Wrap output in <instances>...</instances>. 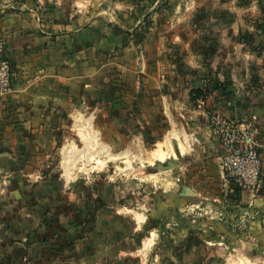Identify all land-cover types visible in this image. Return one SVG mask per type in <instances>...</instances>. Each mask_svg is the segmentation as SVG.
Listing matches in <instances>:
<instances>
[{"label": "rangeland", "instance_id": "obj_1", "mask_svg": "<svg viewBox=\"0 0 264 264\" xmlns=\"http://www.w3.org/2000/svg\"><path fill=\"white\" fill-rule=\"evenodd\" d=\"M183 3L192 8L182 36L188 47L183 49L170 42L160 44L161 49L152 43L141 47L149 55L146 68L141 54L126 58L118 48L106 50L99 56L97 67L92 66L93 73L98 71L97 76L83 69L82 75L87 79L72 86L70 93H62V127L54 131L57 143L51 144L47 157L37 160L43 173L40 177L49 188L38 192V198H42L36 203L38 214L46 228L61 223L57 230L77 225L86 231L94 220L106 223L121 218L143 224L133 245L136 247L140 238L145 241L143 247L152 244L148 264L172 263L164 253L153 249L159 247L176 249L172 255L185 248H208L199 255L203 264H264V238L253 234L257 221L258 231L264 235V211L247 206L244 216L237 213L234 194L230 198L229 188L223 186L226 178L221 174V181L213 155L202 149L209 146L211 152L219 146L217 140L206 142L202 136L209 126V115L198 113L194 104L199 94L209 99V93L215 90L229 96L235 88L249 87V80L263 79L254 70L264 74V62L257 64L255 60L264 58V3ZM140 26L122 31L135 36L136 46L147 33L139 32ZM158 49L161 55L155 57ZM186 52L197 62L190 58L191 62L186 63ZM230 68L234 71L230 72ZM217 71L225 76L219 77ZM64 87L63 83L62 90ZM206 111L210 112L208 108ZM86 122H90L92 132L99 138L103 149L99 155L101 147L98 152L91 148L77 129ZM170 133L193 135L192 152L178 151L183 156L174 158L177 147L164 146ZM67 147H72L74 154L65 160ZM159 147L167 153L162 160L154 156ZM114 156L116 159L111 161ZM98 158L105 161L104 166L97 164ZM173 161L178 167L167 170ZM204 168L205 176L200 174ZM190 184L207 199L195 211L184 205L191 199L184 204L180 201L187 199L184 187ZM177 196L180 203L176 206ZM217 198L219 201L210 206L212 199ZM203 220L217 222L221 231L200 237L205 225L199 228V223ZM114 228L122 234L129 231L116 223Z\"/></svg>", "mask_w": 264, "mask_h": 264}, {"label": "crops", "instance_id": "obj_2", "mask_svg": "<svg viewBox=\"0 0 264 264\" xmlns=\"http://www.w3.org/2000/svg\"><path fill=\"white\" fill-rule=\"evenodd\" d=\"M183 1L0 0V42L5 45V53L13 70L12 91L0 99V264H24V260L28 264L149 263L152 244L144 248L145 241L140 238L138 245H133L139 238L143 224L139 226L136 222L132 224L121 218L106 223L94 220L86 231L77 225L62 226L57 230L61 223L46 228L36 203L42 200L38 198V192H47L49 188L40 177L43 173L37 160L47 157L51 144L57 143L58 137L54 131L62 127V93H70L72 86L87 79L82 75L83 69H89L90 74L97 76L98 71L93 73L92 66L97 67L99 56L106 50L118 48L126 58L141 54L140 60L146 68V57L149 55L141 47L146 48L150 43L159 46L163 42L180 45L183 49L188 47L189 43H185L182 36L188 25L186 16L192 8L184 6ZM139 24L138 31L147 33L136 46L133 40L135 36L124 35L122 31ZM160 55L161 50L158 49L155 57ZM185 56L186 63L197 62L188 52ZM255 60L257 64L264 62L262 57H255ZM231 68L230 72H233ZM262 73L256 68L254 74L261 75L263 79L249 80V87L245 85L243 90L235 88L229 96L213 90L207 99L202 93L200 96L203 95L207 101L206 108L203 111L195 109L203 115L217 114L234 121L249 122L259 147L264 174ZM218 76L225 75L218 72ZM62 82L65 84L63 90ZM207 108L210 112L206 111ZM207 127L202 134L204 140H217ZM189 137L188 146L182 139L186 148L184 151L179 142H172V146L178 149L174 150L177 160L183 156L181 154L192 152L195 139L193 135ZM202 149H207L208 155H213L222 181L219 161L225 155V150L220 144L211 152L209 146ZM177 167V162L173 161L167 170L174 171ZM206 170L204 168L200 174L205 176ZM201 178L208 182L203 176ZM194 180L195 177H192ZM223 183L224 187L229 188V197L234 194L237 204L234 208L238 214L244 216L247 206L264 211V177L261 187L252 191L241 190L229 179H224ZM184 188L187 199L180 201L184 204V201L191 199L184 204L191 211L207 201L197 187L190 184ZM179 199L177 196L176 206L180 203ZM216 201L219 199H212L210 206H214L212 203ZM255 222L253 234L256 238H264L258 231L260 224ZM115 223L128 227L129 231L122 234L114 228ZM199 225V228L205 225L201 228L200 237L210 235L213 233L211 231H221L220 224L212 220H203ZM153 249L156 253H164L171 264H182V261L183 264H203L199 255L209 251L208 248H185L184 252L178 250L172 255L176 249ZM178 254L179 258L176 256Z\"/></svg>", "mask_w": 264, "mask_h": 264}, {"label": "built area", "instance_id": "obj_3", "mask_svg": "<svg viewBox=\"0 0 264 264\" xmlns=\"http://www.w3.org/2000/svg\"><path fill=\"white\" fill-rule=\"evenodd\" d=\"M13 70L0 42V99L12 91ZM207 101L202 95L196 98L198 111L206 108ZM209 127L217 138L225 155L219 165L224 178L234 182L241 190H257L263 183V165L252 126L247 121H234L223 116L209 115ZM24 264H28L24 260Z\"/></svg>", "mask_w": 264, "mask_h": 264}, {"label": "bare ground", "instance_id": "obj_4", "mask_svg": "<svg viewBox=\"0 0 264 264\" xmlns=\"http://www.w3.org/2000/svg\"><path fill=\"white\" fill-rule=\"evenodd\" d=\"M77 123V122H76ZM81 134H82V139L84 142H86V144L90 145L91 148H93L94 150H96L98 152V149L101 147V145L99 144V138L97 137V133L92 132L93 130L91 129V124L90 122H86L83 124L79 125V128H77ZM81 136V135H80ZM99 136V135H98ZM182 139L185 142V144H187L188 139L186 136H180L177 133H170L169 136L167 137L166 143L164 144L165 147H167V149H171V145L173 141H177L179 142V146L181 148V150H185L186 148L183 146L182 144ZM188 146V144H187ZM92 149V151H93ZM91 150V149H90ZM107 150V149H106ZM105 150V151H106ZM180 150V149H179ZM188 150V149H187ZM103 152V149L101 147V151L98 152V155ZM65 160L71 159L73 156V148L72 147H67V149L65 150ZM90 153V152H89ZM166 151H163V149H161V147H159V149L154 152V156L158 159V160H162L164 159V157L166 156ZM103 157V156H102ZM106 157V156H105ZM99 159V158H98ZM102 159V158H101ZM116 156H114L111 161L115 160ZM70 161V160H69ZM68 164V163H67ZM97 164L99 166L105 164V161H100V159L98 160ZM104 166V165H103ZM146 244H150V242L146 243ZM145 248V247H144Z\"/></svg>", "mask_w": 264, "mask_h": 264}, {"label": "trees", "instance_id": "obj_5", "mask_svg": "<svg viewBox=\"0 0 264 264\" xmlns=\"http://www.w3.org/2000/svg\"><path fill=\"white\" fill-rule=\"evenodd\" d=\"M199 95H201V94H199Z\"/></svg>", "mask_w": 264, "mask_h": 264}]
</instances>
